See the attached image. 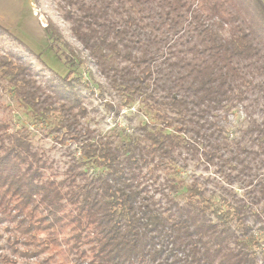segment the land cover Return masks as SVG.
Masks as SVG:
<instances>
[{
	"label": "trees",
	"instance_id": "1",
	"mask_svg": "<svg viewBox=\"0 0 264 264\" xmlns=\"http://www.w3.org/2000/svg\"><path fill=\"white\" fill-rule=\"evenodd\" d=\"M55 1L99 90L153 116L127 138L102 134L84 122L79 78L46 92L22 56L1 55L19 102L79 153L58 179L26 129L0 119V208L16 229L70 264H264L263 1ZM44 30L85 63L52 20Z\"/></svg>",
	"mask_w": 264,
	"mask_h": 264
},
{
	"label": "rangeland",
	"instance_id": "2",
	"mask_svg": "<svg viewBox=\"0 0 264 264\" xmlns=\"http://www.w3.org/2000/svg\"><path fill=\"white\" fill-rule=\"evenodd\" d=\"M262 1L264 3V0ZM48 20H52L59 27L64 40L75 52L81 50L80 44L71 34L69 24L59 15L55 0H0V56L7 53L22 56L23 61L32 67L33 77L46 92H49L48 87L52 81L53 84H59L61 78L66 75L70 79L79 78L80 85L76 87L83 91V102L88 110L84 122L102 134L117 133L121 138H127L129 134H134L139 126L151 122L153 113L144 104L139 101L128 103L115 93L112 95L99 90L100 85L106 86L105 80L87 60L85 51L81 50L80 53L82 58H86L85 63L78 66L67 63L61 52L70 54V49L62 43H59V46L52 44L44 30ZM75 59L77 63L78 59ZM0 119L8 121L11 132L26 129L32 144L55 161L58 179L64 177L63 171L71 157L79 156L77 146L69 144L65 147L58 144L53 135L48 134V122L36 119L1 78ZM229 120L231 125L236 127L243 122L244 115L235 110ZM192 171L191 166L185 172L182 170L178 177L189 178ZM198 173L205 174L201 171ZM16 227L9 211L4 212L0 208V264L71 263L63 254H55L57 249L63 250V246L52 245L43 250V240L38 246L39 240H29L26 234ZM52 235L47 229L40 237L47 238ZM31 241L34 243H30ZM81 264H90L89 259Z\"/></svg>",
	"mask_w": 264,
	"mask_h": 264
}]
</instances>
